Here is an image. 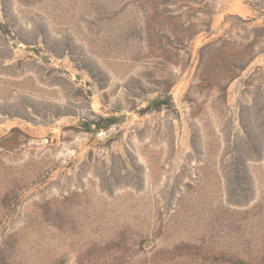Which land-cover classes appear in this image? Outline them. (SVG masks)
<instances>
[{
    "label": "rangeland",
    "instance_id": "1",
    "mask_svg": "<svg viewBox=\"0 0 264 264\" xmlns=\"http://www.w3.org/2000/svg\"><path fill=\"white\" fill-rule=\"evenodd\" d=\"M0 264H264V0H0Z\"/></svg>",
    "mask_w": 264,
    "mask_h": 264
}]
</instances>
